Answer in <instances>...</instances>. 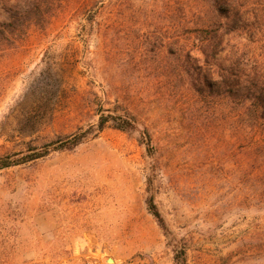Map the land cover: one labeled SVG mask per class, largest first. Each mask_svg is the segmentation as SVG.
Masks as SVG:
<instances>
[{
  "label": "rangeland",
  "instance_id": "374dc122",
  "mask_svg": "<svg viewBox=\"0 0 264 264\" xmlns=\"http://www.w3.org/2000/svg\"><path fill=\"white\" fill-rule=\"evenodd\" d=\"M208 1L0 0V25L21 14L0 35V157L103 110L137 123L0 169V264H264V183L234 105L205 89L216 66L175 53L180 41L202 58L193 28ZM234 38L264 74V37Z\"/></svg>",
  "mask_w": 264,
  "mask_h": 264
},
{
  "label": "trees",
  "instance_id": "16d2710c",
  "mask_svg": "<svg viewBox=\"0 0 264 264\" xmlns=\"http://www.w3.org/2000/svg\"><path fill=\"white\" fill-rule=\"evenodd\" d=\"M208 2L211 8L203 17L198 18L193 28L197 39L194 48L202 58L191 55L190 51L185 52V45L180 44V41L177 42L175 53L177 59L198 63L203 60L204 64L217 67V80L207 76L205 89L209 95H219L227 104L234 105L232 113L236 119L237 139L243 153L252 158L255 169L259 171L256 179L261 185L264 183V74L250 66L251 62L247 56L249 51H246L245 44L233 40L236 39L235 36L243 34H247L249 41L258 35L264 37V0ZM20 18V13L11 12L10 20L0 25V35L5 37L8 33H14ZM222 53H225L223 58L220 57ZM201 73L202 69H199L197 74ZM109 122L122 131L133 130L137 125L135 116L128 111L117 113L103 110L98 122L88 128L80 127L72 133L60 135L42 145L39 150L26 153L19 158L0 157V169L43 157L52 150L75 147L91 133L103 130ZM142 136L151 153L150 133L144 130ZM147 203L150 211L164 225V218L154 202L153 195L148 198ZM182 254L181 250L176 252L178 260H182L180 258Z\"/></svg>",
  "mask_w": 264,
  "mask_h": 264
},
{
  "label": "bare ground",
  "instance_id": "6f19581e",
  "mask_svg": "<svg viewBox=\"0 0 264 264\" xmlns=\"http://www.w3.org/2000/svg\"><path fill=\"white\" fill-rule=\"evenodd\" d=\"M111 264H116V261L114 258H113V260H111Z\"/></svg>",
  "mask_w": 264,
  "mask_h": 264
},
{
  "label": "water",
  "instance_id": "95a60500",
  "mask_svg": "<svg viewBox=\"0 0 264 264\" xmlns=\"http://www.w3.org/2000/svg\"><path fill=\"white\" fill-rule=\"evenodd\" d=\"M108 259H109L110 261H111V260H113V258H111V257H110V258H108Z\"/></svg>",
  "mask_w": 264,
  "mask_h": 264
}]
</instances>
